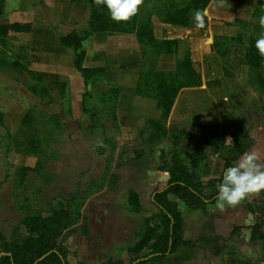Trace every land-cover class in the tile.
<instances>
[{
	"label": "crops",
	"instance_id": "0c3cea01",
	"mask_svg": "<svg viewBox=\"0 0 264 264\" xmlns=\"http://www.w3.org/2000/svg\"><path fill=\"white\" fill-rule=\"evenodd\" d=\"M183 1L143 0L130 20L119 23L111 20L114 24L111 28L88 34L83 67L101 68L102 73L98 82L89 85L80 76L83 88L90 93H107L108 109L103 114L117 123L119 135L125 141L139 137L148 121L164 122L166 127L176 126L180 130H191L196 124L218 125L226 145H235L245 135L253 139L254 145L246 152L257 153L258 162L264 165V112L258 113L264 110V92L258 89L257 71L245 60L248 40L258 38L264 31L258 22L264 15V0H223L222 5L219 0H209L203 9V28L195 26L192 12L186 24L174 25L169 21L177 9L187 6L188 0ZM0 9L1 25L20 28L9 29L4 39L10 43L17 60L24 57L28 63L25 70L15 68L13 73L43 77L49 74V68L56 67L59 69L56 77L70 84L71 75L64 69L69 65L66 58L74 59V51L62 46L59 39L72 31L79 34L91 31L87 0H0ZM77 11L85 18L82 24L76 23ZM141 24L150 27L148 42L140 40ZM259 72L264 76V65ZM21 81L26 82L23 78ZM79 82L76 78L75 84ZM162 97L172 100L159 101ZM90 103L93 101L76 104L82 110L84 106H92ZM164 105L169 106L166 117ZM169 143L168 137L158 140L138 160L147 166L142 178L131 180L130 190L138 194L143 209L147 204L145 196L153 195L168 183V173L159 167L169 159L179 158L177 149L172 157L168 156ZM192 146L200 145L183 140L180 149ZM209 158L213 164L202 170V181L218 178L224 171V161L218 154H209ZM180 204L184 239L196 241L200 235L219 238L215 242L219 253L210 254L212 244L205 248V259L210 264H264V251L253 254L257 244L262 248L264 242L251 238V227L261 224L264 217L263 193L249 194L239 204L222 210L216 208V201L203 209H188L192 214L189 218ZM153 208L157 209L154 205ZM84 215L89 232L88 236H81L85 241L97 238L104 247L115 244L126 248L134 243L136 230L131 225L126 224L125 230L122 227L116 233L106 215L102 219L92 213ZM78 226L66 230L63 236ZM235 227L240 230L232 235ZM260 231L264 232V224ZM227 243L234 244L236 249L227 251ZM199 259L194 254L179 264H199Z\"/></svg>",
	"mask_w": 264,
	"mask_h": 264
},
{
	"label": "rangeland",
	"instance_id": "374dc122",
	"mask_svg": "<svg viewBox=\"0 0 264 264\" xmlns=\"http://www.w3.org/2000/svg\"><path fill=\"white\" fill-rule=\"evenodd\" d=\"M75 15L76 23L85 22L81 11ZM16 57L10 43L0 40V230L12 241L22 240L26 235V228L20 225L23 214L47 216L64 207L60 195L102 177L105 168L110 167L109 175L115 174L114 179L109 182L107 179L102 190L85 200L82 215L92 213L99 219L106 215L116 233L122 227L125 230L126 224L131 225L139 238L147 219L144 217L158 212L153 208L152 195L145 196L146 214L133 215L128 205L131 180L142 178L147 166L146 162L138 161L145 156L139 158L136 155L145 153L152 146L149 132L125 141L119 135L117 123L105 114L104 124L108 126L105 133L101 128L93 129L90 112L81 110L76 103L106 100L96 96L87 99L89 92L84 90L81 75L73 67V57L66 58L69 65L64 69L71 75L70 84L65 82L66 79L62 81L63 78L56 77L59 74L56 67L49 68V74L43 77L25 72L13 73L16 69L25 70L28 64L24 57H19L22 66L17 67L14 64ZM22 78L26 82H22ZM76 78L79 84H75ZM17 80L18 83L15 82ZM262 112L264 110L261 109L258 113L262 115ZM253 123L254 120L250 125ZM105 137L110 139V143L105 141ZM199 145L210 151L209 146ZM171 147L169 145L167 150ZM180 208L188 218L192 215L185 205L180 204ZM78 225L61 239L69 251L70 264H102L127 255L126 247L115 244L104 247L97 238L85 241L81 236L86 224L82 221ZM258 245L253 250L254 255L262 252ZM228 249L236 247L227 243ZM206 253L201 250L196 253V257H200L199 264H210L205 259Z\"/></svg>",
	"mask_w": 264,
	"mask_h": 264
},
{
	"label": "trees",
	"instance_id": "16d2710c",
	"mask_svg": "<svg viewBox=\"0 0 264 264\" xmlns=\"http://www.w3.org/2000/svg\"><path fill=\"white\" fill-rule=\"evenodd\" d=\"M83 2L85 0H72ZM149 1V0H147ZM182 2H185L181 0ZM209 0H188L187 6L177 9L169 18L174 25L186 24L189 14L195 10L203 11ZM90 6L91 31L79 34L72 31L62 35L59 39L64 47H70L74 51V67L80 72L85 84L98 82V77L102 69H91L83 67L85 57L84 41L95 31L111 28L112 21L109 19L106 10L98 9L94 0H87ZM1 13V9H0ZM139 37L142 42H148L151 31L146 24L139 27ZM9 29H20L16 25L0 24V40H5ZM29 29V28H28ZM254 38L247 42L245 60L255 71L256 82L260 92H264V76L259 72L264 65V58L257 53ZM16 66L21 65L20 61L15 59ZM12 61V62H13ZM22 66V65H21ZM33 74V73H32ZM167 95V93L165 92ZM91 92L86 94L87 98L102 97L106 101H93L89 108L84 106V111L90 112L93 120L92 128H101L105 133L108 129L104 124L103 113L108 109L107 93H97L95 96ZM85 99V98H84ZM172 100V99H171ZM168 97H162L159 101H171ZM110 102V101H109ZM164 117L167 116L169 106H162ZM149 132V143L152 145L158 140L168 137L170 145L168 156L172 157L173 150L179 151V158L169 159L167 164L161 165L159 170L167 172L169 180L167 185L157 190L152 195V202L158 209L156 214L151 215L145 220L143 232L139 235L134 244L126 248L127 255L115 260H107L102 264H166L171 261L172 264H179L186 260L199 250L205 251L206 246L212 244L210 253L220 252L217 242V236L200 235L196 241L184 239L183 222L179 211V204L182 203L188 209H203L207 204L216 201V185L221 182L223 174L218 178H211L207 181L201 180L202 170H208L212 167L213 161L209 154H218L223 159L224 169L233 165V162L242 156L251 146L254 140L248 135L243 136L235 145L229 146L225 143V137L219 131L218 125L196 124L191 130H180L176 126L166 127L164 122L148 121L146 130L140 132ZM188 140L195 144H203L210 147V153L203 146H192L187 150H181V142ZM105 141L110 143V139L105 137ZM146 154L138 152L136 157H144ZM108 166V165H107ZM109 168L106 167L102 177L93 179L85 184L79 185L75 190L68 191L67 194L60 195L64 207L54 210L47 216L40 214L25 213L21 216L20 225L26 228V235L22 240L12 241L6 234L0 230V250L4 254L0 256V264H70L68 261V249L62 245L61 239L66 230L78 225L84 221L81 209L85 200L93 193L102 190L108 182L114 179L115 174L109 175ZM84 185V186H83ZM264 194V190L260 191ZM128 205L133 213L144 211L139 201L138 194L134 190L128 191ZM264 224V217L261 224L251 227L252 241L261 240L264 242V232L260 231ZM240 227H235L231 234H237ZM88 236V228L83 233ZM264 251V245L262 246ZM222 250V248H221ZM228 249L227 251H231ZM233 251V250H232ZM231 251V252H232Z\"/></svg>",
	"mask_w": 264,
	"mask_h": 264
},
{
	"label": "clouds",
	"instance_id": "9594fccd",
	"mask_svg": "<svg viewBox=\"0 0 264 264\" xmlns=\"http://www.w3.org/2000/svg\"><path fill=\"white\" fill-rule=\"evenodd\" d=\"M143 0H94L95 6L106 10L110 20L126 22L134 17ZM222 5L223 0H219ZM204 15L201 10L193 13V22L197 28L204 27ZM259 25L264 29V15L259 17ZM254 47L260 57L264 58V31L255 40ZM255 152H246L232 166L223 171L220 183L216 185V208L235 206L247 198L249 194L264 190V165L258 162Z\"/></svg>",
	"mask_w": 264,
	"mask_h": 264
},
{
	"label": "water",
	"instance_id": "95a60500",
	"mask_svg": "<svg viewBox=\"0 0 264 264\" xmlns=\"http://www.w3.org/2000/svg\"><path fill=\"white\" fill-rule=\"evenodd\" d=\"M3 254H4V253H3V252H1V253H0V256H1V255H3Z\"/></svg>",
	"mask_w": 264,
	"mask_h": 264
}]
</instances>
